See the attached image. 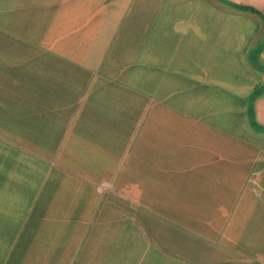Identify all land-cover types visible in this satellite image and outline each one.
I'll return each mask as SVG.
<instances>
[{
  "label": "crops",
  "instance_id": "crops-1",
  "mask_svg": "<svg viewBox=\"0 0 264 264\" xmlns=\"http://www.w3.org/2000/svg\"><path fill=\"white\" fill-rule=\"evenodd\" d=\"M0 264H264V0H0Z\"/></svg>",
  "mask_w": 264,
  "mask_h": 264
},
{
  "label": "trees",
  "instance_id": "trees-1",
  "mask_svg": "<svg viewBox=\"0 0 264 264\" xmlns=\"http://www.w3.org/2000/svg\"><path fill=\"white\" fill-rule=\"evenodd\" d=\"M252 109H253V105H251V119H252V124L253 126H255V128H259L257 123H256V120L254 118V113L252 112Z\"/></svg>",
  "mask_w": 264,
  "mask_h": 264
}]
</instances>
